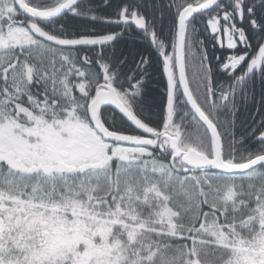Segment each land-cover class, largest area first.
<instances>
[{
  "label": "snow or ice",
  "instance_id": "6c2138e0",
  "mask_svg": "<svg viewBox=\"0 0 264 264\" xmlns=\"http://www.w3.org/2000/svg\"><path fill=\"white\" fill-rule=\"evenodd\" d=\"M0 264H264V0H0Z\"/></svg>",
  "mask_w": 264,
  "mask_h": 264
},
{
  "label": "trees",
  "instance_id": "16d2710c",
  "mask_svg": "<svg viewBox=\"0 0 264 264\" xmlns=\"http://www.w3.org/2000/svg\"><path fill=\"white\" fill-rule=\"evenodd\" d=\"M97 2H99V0H97ZM228 52H230L231 50H227ZM226 50L225 49H220L219 51L216 52V55H221V54H225ZM259 89V84H257V90Z\"/></svg>",
  "mask_w": 264,
  "mask_h": 264
}]
</instances>
